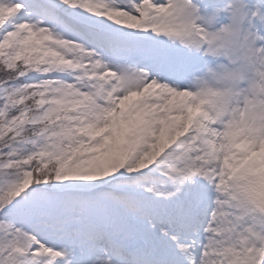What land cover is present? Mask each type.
<instances>
[{"label": "snow or ice", "instance_id": "1", "mask_svg": "<svg viewBox=\"0 0 264 264\" xmlns=\"http://www.w3.org/2000/svg\"><path fill=\"white\" fill-rule=\"evenodd\" d=\"M0 264H264V0H0Z\"/></svg>", "mask_w": 264, "mask_h": 264}]
</instances>
